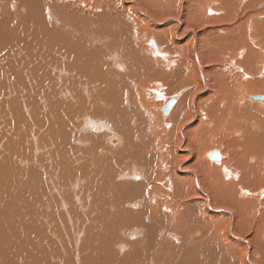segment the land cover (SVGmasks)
<instances>
[{"label": "bare ground", "instance_id": "bare-ground-1", "mask_svg": "<svg viewBox=\"0 0 264 264\" xmlns=\"http://www.w3.org/2000/svg\"><path fill=\"white\" fill-rule=\"evenodd\" d=\"M180 1L0 0V264H264V0Z\"/></svg>", "mask_w": 264, "mask_h": 264}, {"label": "rangeland", "instance_id": "rangeland-1", "mask_svg": "<svg viewBox=\"0 0 264 264\" xmlns=\"http://www.w3.org/2000/svg\"><path fill=\"white\" fill-rule=\"evenodd\" d=\"M176 1H178L177 3H176ZM186 1H189V0H186ZM248 1H253V0H248ZM171 2L173 3V4H175L176 6H178L179 5V3H181V1L180 0H171ZM217 5H218V3H216ZM262 4H264V1H263V3ZM186 5H188L187 3H186ZM207 15H212L213 14V12L208 8V10H207V13H206ZM158 17H159V20H160V15L159 14H156ZM164 22V20L163 21H161L160 23H163ZM166 26V25H165ZM164 26V27H165ZM207 52V51H206ZM260 52V51H259ZM261 54H263V53H261ZM119 66V65H118ZM263 66H264V64H263ZM120 74H121V72H119ZM156 88L157 87H155V86H153V85H151L150 83H148L147 85H144V92H145V96H146V98H148V99H150V98H154L153 96H152V94L154 93V91L156 90ZM148 93H150L151 95H149ZM250 95H254V96H264V94L262 95V93H253V94H250ZM167 97V98H166ZM171 97H173V96H166L165 95V98L163 99V103L162 104H164V101L165 100H167L168 98H171ZM174 98V97H173ZM154 100V106H159V104L158 103H160V95L158 96V97H156V98H154L153 99ZM176 102H177V98H176ZM257 102H260V101H257ZM261 103H264V102H261ZM161 104V107H159V109L157 110L156 109V111H157V113H158V115L161 117V118H167L168 116H169V114H170V112H171V110H172V108H171V110H170V112L168 113V115L166 116V117H163L162 116V113H161V108H162V105ZM176 104V103H175ZM153 107V106H152ZM154 112V111H153ZM95 128V129H94ZM94 130L92 129V131H93V133H95V134H100L101 133V131L102 130H97L98 128H102L101 126H94ZM96 130V131H95ZM114 137H116L117 139H119L117 136H115L114 135ZM108 142V141H107ZM119 144V143H118ZM109 147H111L112 148V146H110L109 145V143L107 144ZM213 150H219V148H217V147H213L212 148ZM212 151V150H211ZM209 152V151H208ZM219 152H220V150H219ZM207 153V152H206ZM207 158V157H206ZM208 159V158H207ZM221 159H222V157H221ZM221 159H220V161H221ZM209 160V159H208ZM219 161V162H220ZM212 162V161H211ZM219 162H215V163H219ZM170 167H171V165H169ZM226 179V178H225ZM134 204V203H133ZM132 204V205H133ZM131 207H133L132 209H136V208H134L135 206H131ZM127 209H129L128 207H127ZM261 230H264V224H263V227H261Z\"/></svg>", "mask_w": 264, "mask_h": 264}, {"label": "water", "instance_id": "water-1", "mask_svg": "<svg viewBox=\"0 0 264 264\" xmlns=\"http://www.w3.org/2000/svg\"><path fill=\"white\" fill-rule=\"evenodd\" d=\"M249 99L254 100V101H260L264 102V97L262 96H250ZM176 98H170L164 101V104L161 108V113L163 117H166L168 113L170 112L172 106L174 105ZM209 160L214 161V162H219L220 157L218 150H212L206 154Z\"/></svg>", "mask_w": 264, "mask_h": 264}]
</instances>
